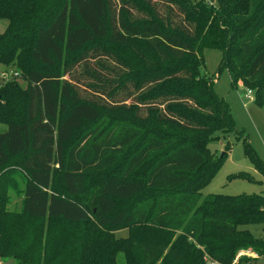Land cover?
Returning <instances> with one entry per match:
<instances>
[{
	"label": "trees",
	"instance_id": "obj_1",
	"mask_svg": "<svg viewBox=\"0 0 264 264\" xmlns=\"http://www.w3.org/2000/svg\"><path fill=\"white\" fill-rule=\"evenodd\" d=\"M0 20V66L27 83L0 84V170L23 186L20 211L0 206V257L236 264L243 250L264 256V242L239 229L264 224V196L199 193L226 155L214 161L208 144L235 132L202 73L203 51H220L219 72L264 107V0H0ZM118 109L133 120L116 119ZM126 227L137 229L115 241Z\"/></svg>",
	"mask_w": 264,
	"mask_h": 264
},
{
	"label": "rangeland",
	"instance_id": "obj_2",
	"mask_svg": "<svg viewBox=\"0 0 264 264\" xmlns=\"http://www.w3.org/2000/svg\"><path fill=\"white\" fill-rule=\"evenodd\" d=\"M7 29V22L0 20V35H4ZM204 67L203 74L214 79V91L223 98L230 109L235 132L228 134L218 133L216 138L208 144V151L213 155L214 161L218 162L224 153L215 172L210 176L199 193L202 197L212 195H224L228 197L239 196H264V107L256 103V92L248 98V88L238 82L233 87L229 71L224 69L219 72L222 54L215 49H205L202 54ZM1 69V86L14 82L22 90L27 88V83L19 77V71L12 67L9 72L6 68ZM69 79V77H67ZM132 104L129 100L126 105ZM116 119L133 120V115L129 110H112ZM140 125L139 122H134ZM149 123L141 124L147 126ZM7 126L0 123V133L6 131ZM248 140L250 149H246L245 141ZM255 159L257 161H255ZM23 188L20 178L14 177L10 169L0 170V206L5 203V208L10 211H20L22 209V197L17 190ZM188 191L197 190L195 186L187 187ZM3 205V204H2ZM54 222L53 226H58ZM137 227H126L116 230L111 236L117 242H124L130 239V234ZM240 230L248 233L253 238L264 242V224L243 225ZM176 234L173 240L177 238ZM29 239V238H28ZM30 240V239H29ZM252 249L240 251L235 258V263H239L241 258L255 260L251 264H264V256H258ZM120 264L124 263L122 256H119ZM17 260L11 255L0 257V264H17Z\"/></svg>",
	"mask_w": 264,
	"mask_h": 264
},
{
	"label": "built area",
	"instance_id": "obj_3",
	"mask_svg": "<svg viewBox=\"0 0 264 264\" xmlns=\"http://www.w3.org/2000/svg\"><path fill=\"white\" fill-rule=\"evenodd\" d=\"M248 98H250L252 95H253V92L251 91V90H248ZM255 257H257V256H255Z\"/></svg>",
	"mask_w": 264,
	"mask_h": 264
}]
</instances>
